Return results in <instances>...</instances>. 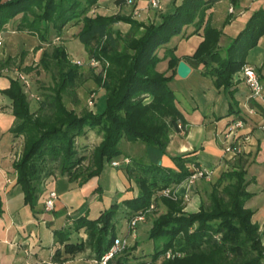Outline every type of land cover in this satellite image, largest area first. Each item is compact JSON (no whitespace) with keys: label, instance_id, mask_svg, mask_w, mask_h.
Here are the masks:
<instances>
[{"label":"trees","instance_id":"trees-1","mask_svg":"<svg viewBox=\"0 0 264 264\" xmlns=\"http://www.w3.org/2000/svg\"><path fill=\"white\" fill-rule=\"evenodd\" d=\"M121 1L127 0H116ZM217 1L182 0L172 11L160 14L159 21L144 23L120 12L103 16L91 14L98 0H0V34L17 17L19 32L36 35L41 42H48L52 36L59 37L70 23H80L78 40L93 57L107 60L109 64L104 78L98 73L93 75L95 83L106 93L100 111L85 109L77 115L64 104L62 94L74 88L80 73L79 66L71 62L61 44L42 52L40 61L44 67L49 66L50 61L59 67L58 82L53 92L44 94L37 111L30 109L28 96L17 80L11 79L9 86L0 90L10 99L11 113L17 120L10 133L24 138L22 153L12 162V168L26 207L36 212L43 182L51 175L65 176L68 182H76L80 187L99 176L114 157L122 155L119 143L123 138L165 153L171 133L185 130L178 100L169 87L181 57L174 54L171 47L161 56L158 51L187 25L194 26L191 35L202 34V41L193 54L183 58L195 67L201 65V74L210 76L215 88L225 91L229 101L226 115L236 113L238 117L233 121H243L244 115L233 98V86L239 82L234 76L246 64L248 51L257 47L264 35V10L253 13L243 30L223 48L219 44L222 27L229 24L234 15L229 12L221 27H214L211 13L207 11ZM230 2L237 6L239 0ZM117 22L129 24L130 35L126 37L113 31L112 25ZM165 59L170 75L157 69ZM251 105L257 106L254 102ZM89 130L100 135L101 140L91 152V164L84 167L82 164L87 157L78 150L76 139L86 136ZM170 159L173 166L134 158L120 165L128 179L136 184L137 196L113 202L100 210L97 217L79 216L70 227L55 231L64 252L72 255L90 247L100 262L113 247L117 237L115 219L121 211L130 220L153 203L155 193L175 189L193 175L190 165H199L190 152L171 155ZM224 181L227 182L223 186ZM250 181L247 170L241 166L224 170L213 184L209 205H200L195 212L185 210L182 198L160 196L165 212L154 218L148 237L161 243L155 247L151 259L129 262L130 251L122 249V253L105 264H155L169 250L181 256L164 258L160 264H264L260 225L252 221L254 212L245 206L253 196V192L247 191ZM80 229L87 233L85 242L69 243L71 233ZM61 256L59 250L53 254L55 264L65 263Z\"/></svg>","mask_w":264,"mask_h":264},{"label":"crops","instance_id":"crops-1","mask_svg":"<svg viewBox=\"0 0 264 264\" xmlns=\"http://www.w3.org/2000/svg\"><path fill=\"white\" fill-rule=\"evenodd\" d=\"M113 2L114 5L109 7L111 12L113 11V13H115L117 11L116 13L129 14L133 18L143 22H151L159 21L160 14L172 11L173 7L179 5L182 0H166L163 2L162 8L156 12L151 11L152 8L147 4L144 6L145 13L141 11V9H138V13H135L134 9L138 6V0H133V6L130 7L127 1L116 2V0H113ZM106 6L108 8L107 4L103 6L98 4L92 10L95 13L97 7L102 9ZM231 6L234 9V17L229 24L222 27L223 34L220 37V45L236 37L238 33L243 30L253 13L259 9L264 10V0H239L237 6H233L230 0H219L215 2L214 6L210 7L207 11L211 13L214 27H221L223 20L229 15V8ZM193 29V25L187 26L181 38L186 37L187 41L194 37L202 40V34L199 32L197 35H191ZM6 32H8L7 29L4 33ZM169 47L171 46L166 44L165 47L161 48L162 50L159 55H162L163 51ZM176 53L175 51V54ZM176 55L180 56L181 60L186 61V59L183 58V56L186 55H178V53ZM246 59V63L255 68L256 72L259 74L260 80L264 83V35L258 40V46L248 51ZM161 62L168 64L167 59ZM186 62L187 65L190 66L191 71L202 70L201 65L195 67L191 65L190 61ZM167 64L162 70L166 73ZM4 87H7V84H2L0 88ZM233 87L235 91L233 98L234 101L238 102L237 108H239L241 114L244 115V125L243 128L236 132V137L233 138L232 142L237 143L239 152L235 159H229L239 163L237 167L241 166L243 169L247 170V179H251L250 185L247 186V191L253 192V196L245 203V206L253 210L252 221L260 225L259 231L263 239L262 243L264 244V131L260 128L264 120V107L258 105L256 101L249 99V87L245 86L242 81L237 82ZM217 93V100L211 98L209 104H207L208 109L205 110V112L198 111V103L193 105L196 109L189 115L190 117L184 110L182 106L183 103L178 100V107L184 117L185 130H182L183 132L177 133L173 131V133H171L170 141L167 145L168 147H166L165 150L166 157L170 159L171 155L190 152V156H195L197 159L196 162L199 164L198 167L212 171L221 170L224 160H227L229 157L223 152L227 140L231 141L229 138L231 136L226 137V134L230 130L229 125L238 115H236V113H234L233 116L226 115L229 103L227 95L222 89H218ZM247 100H251L256 103L257 106L251 105L252 102L248 105ZM220 106L225 109V111L216 114ZM4 109L10 114L11 108ZM4 109H0V113ZM219 117L222 118L217 120ZM1 118L2 116L0 114V126H2ZM208 133L214 134V137L206 139ZM13 139L14 137L12 136V145L14 144ZM243 139L245 141H243ZM141 145L144 149L146 148L145 145ZM201 151L214 155L218 165L206 168L201 162ZM125 157L129 159L133 158L131 156ZM1 160L5 162L7 160V155H2ZM10 162L9 160L8 163L5 162L3 167L0 166V197L2 200V211H0V264H55L56 262L53 261V254L58 250L62 255L61 258H65V263L63 264H97L98 261L95 259L94 253L90 247L86 248L84 251L72 253V255L65 253L63 244L59 242V235H55L54 232L58 229L70 227L73 221L79 216H90L92 213L94 217H97L100 210L110 207L113 202H121L125 199L137 196L138 189L134 181L126 178L121 167H113L117 169L114 181L115 189H112L115 191L114 194H110L109 192L111 191L108 190V192H106L99 184V176L106 170L107 166L112 167L111 165H106L99 176L91 178L81 187L76 182H68V178H65V176L58 174L54 176L51 175L43 182L42 193L38 199L36 212H33L29 207L24 205V194L16 184L17 180L14 170L10 173L13 167L12 165L10 166ZM171 164L172 165H165L173 166L172 162ZM8 168H10V170ZM7 171H9V173H7ZM187 185V180H184L179 186H176L179 197H185L186 194L188 196L190 188L187 187ZM189 185L193 186L194 184L190 183ZM43 186H45V189ZM98 186L100 187L99 189ZM51 190L57 192V198L54 203L55 208L46 210L43 202L48 192ZM187 207L185 204L186 211H192L187 210ZM24 209L29 210L26 213L23 211ZM119 217L127 222L128 227L129 220L124 217L122 211L118 214L117 218ZM146 220L144 222H146ZM43 225L45 228L42 234ZM127 231L124 238L128 235L129 239L132 238V240L137 241V235H135L129 227ZM116 232L119 236L118 233H120V231L117 230ZM86 238L87 233L84 232V230L80 229L77 232L73 231L70 235L69 243L85 242ZM124 240L126 241L127 239Z\"/></svg>","mask_w":264,"mask_h":264},{"label":"rangeland","instance_id":"rangeland-1","mask_svg":"<svg viewBox=\"0 0 264 264\" xmlns=\"http://www.w3.org/2000/svg\"><path fill=\"white\" fill-rule=\"evenodd\" d=\"M164 1L166 0H160L161 6ZM98 4L101 6L107 4L108 8L106 6L103 7L102 10L101 8L97 7V11L94 13L92 10L91 14H100L101 16L117 14V11L113 13V11L111 12L109 9V7L114 5L113 0H98L96 6ZM147 4L148 0H138V6H136V8L134 7L135 13L138 9H141V11L145 13L144 6ZM130 6H133V4L129 5V7ZM151 8V11H157V8ZM18 22V17L15 20L10 21L7 24L8 32L1 33L0 87H2V84H7L8 87L9 81L11 79L17 80L19 83H21V86L23 87L25 93L28 96L30 109L33 111H37L40 101L44 98V96H46L44 94L46 92H53L52 88H56V83L58 82L57 71L59 67H57L52 61L49 62V66L44 67V65L40 61L42 52L44 50H47L49 52L52 50V47L54 45L61 44L62 46L64 45L67 53H69L68 57L70 58L71 62L79 66L78 68L80 73V78L78 79V82H76L74 88L62 94L64 104H66L67 108L75 110L77 115H80V113L85 109L90 110L91 112L100 111L104 106L106 93H104V89L100 88L95 83L93 75L95 73H98L101 74L104 78L106 68L109 66V64L107 60L104 61L103 59H97L93 57L92 54L88 52V50L78 40L79 38H77L76 34L78 30H80L81 24L70 23L68 26L65 27L59 37L52 36L48 42H41V40L36 35L32 36V34H29L27 32H19L16 27ZM117 23L118 24L115 23L112 25L113 31H119L121 34H123V36L126 37L127 35H130L129 24L124 22ZM144 23L147 22L145 21ZM186 28L187 27H184L181 34L175 35L167 43V45L171 46V48L174 49V54L176 51L178 55L183 54L189 56L194 53V51L198 48L197 46L202 41L195 37L189 39L188 41L186 37L181 38V35H184L183 32L184 30H186ZM193 30L191 31V34ZM193 35H197V33ZM119 42L121 46L122 39ZM229 42L230 41H225L224 43H221L220 46L226 48ZM161 50L162 49H160V51L158 52L160 53ZM92 60L99 61V64L97 66L92 65ZM166 64L167 63L165 62H161L157 65V69L159 70V72H161L165 68ZM26 68L31 69L29 71H25ZM168 73L171 74V70L167 69V73L165 72V74L170 75ZM20 75H24V78H20ZM169 87L174 90V94L177 100H180L183 103L182 106L184 110L188 113V116L191 115L192 112L196 109L193 106L196 103H198L197 105H199L198 111L205 112V110L208 109L207 104H209L211 98L217 100L218 89L215 88L212 78L210 76L202 75L201 70L191 71L189 77H181L178 74L175 75V77L170 80ZM4 88H0V90ZM91 96H93V100L92 104H89V99L91 98ZM247 101L248 105L250 102H252L251 100ZM10 104V99H8V97L0 91V109H10ZM223 111H225V109L220 106L219 110L217 111L218 113L216 112V114L223 113ZM0 114L2 116V126H0V166L3 167L5 162L8 163L9 160L11 161V166L12 162L17 160L20 154L22 153L21 151L24 145V138L22 136L14 137L9 131L11 127L17 122V120L13 117L12 113L10 112L9 114L8 111L4 109ZM12 136L14 137L13 145L11 142ZM213 137L214 134L208 133L206 139H211ZM229 138L231 139V137ZM100 140V135H97L95 131L93 132L92 130H89L86 136H81L80 138L76 139V145L78 150H82L81 152H83L87 157L83 161L82 166L87 167L91 164V152L94 151L95 146L100 142ZM243 141L245 140L243 139ZM229 142L230 140H227L226 145H228ZM141 144L144 145V143L142 142L137 141V144H135L134 142L128 141L123 138L119 143V146L122 150V155L114 157L113 160L121 162L125 156H131L134 158V160L138 161L172 165L171 162L173 160L171 161L169 157H166L165 153H162V151H160L158 148H149L145 146L146 148L144 149L143 147H141ZM226 145L224 146V148H226ZM2 155H7V160L5 162L1 160ZM226 155H228L229 157L226 156L228 157V159L224 160V164H222L221 170L212 171L208 179L202 177L196 180L193 186L189 185L190 183L187 181V187L190 188H187L189 189L188 196L186 194V197H179L177 192L175 194L171 193L170 195L164 196L162 190L155 193L152 201L154 202V208L152 212L148 213L149 218H146V222H140V224H138L134 230L131 229L135 233V235H137L138 242L132 240V238L129 239L128 235L124 238V236L128 232L127 222L124 219H121L120 217V219H115L116 231H120V233H118L119 236L117 235V237L121 240L127 239L126 241L124 240L126 246L122 249L125 251H130L129 255L131 256L129 257V262H138V260H150V256L154 252L155 247H157L161 243L160 240L153 241L148 237V232H150L149 229L152 226V221L154 220V218L157 217V215L162 213L163 211L165 212V207L162 204L163 202H161L159 199L160 196H164V198L169 197L172 199L182 198V200L186 204V207L188 206L187 210L195 211L200 205L208 206L211 201L209 195L212 190L213 184L217 182L221 173L224 170L239 166V163H237L236 161L233 162V160H231L232 158L229 154ZM200 158L202 159L201 162L206 166V168L218 165V162L215 161L216 158H214V155H211L207 152L204 153L203 151H201ZM8 169L10 170V168ZM11 171H13V168H11L10 173ZM116 172V168L107 166L106 170H104V172L99 176V184L101 185L103 190H106V192H108V190L111 191L109 192L110 194H114L115 191L112 189H115L114 181L116 177ZM7 173H9V171H7ZM123 174L126 176V178H128V175H126L125 172H123ZM226 182L227 181H224L222 185L224 186ZM43 188L45 189V186H43ZM170 189L173 192L177 191V187L175 189ZM28 210L24 209L23 211L27 213ZM90 217H94V215L91 213ZM44 228L45 227L43 225L42 234L44 233ZM120 252L121 251H119L118 253ZM175 254L177 256H181L179 252H176ZM175 254L173 253V256ZM162 259L164 258L159 257L155 264H160Z\"/></svg>","mask_w":264,"mask_h":264},{"label":"built area","instance_id":"built-area-1","mask_svg":"<svg viewBox=\"0 0 264 264\" xmlns=\"http://www.w3.org/2000/svg\"><path fill=\"white\" fill-rule=\"evenodd\" d=\"M127 4L131 5L133 4V0H127ZM148 5L153 7V8H157V10H159L161 7L160 4V0H148ZM229 12H234L233 7L231 6L229 8ZM0 41H1V34H0ZM99 61L97 60H92V65H98ZM238 75L234 76L235 80H239L242 81L245 86L249 87V98L251 100H254L258 103V105H261L262 107H264V83L260 80V77L258 76V72H256L255 68L249 64H245L244 66H242L241 70L238 72ZM20 78H24V75H20ZM92 100H93V96H91V98L89 99V104H92ZM243 121L241 119H237L235 121H233L230 125H229V131L226 134V137L231 136V141L229 142L228 145H226V148L223 149V152L225 154H229L231 158L235 159V156L237 155V153L239 152V147L237 146V143L233 142V138L236 137V132L239 131L241 128H243ZM178 127H181V124H178ZM260 128H262L261 130L264 131V120L261 123ZM129 159L128 158H123V160L120 161H111L110 165L112 167H119L120 165L123 166L124 164L129 163ZM190 168L192 170L193 175H190L186 180L191 183L194 184V182L202 177H204L205 179H208L210 173H212V170L209 169H205L202 167H191ZM162 192L164 193V196L170 195L171 193L175 194L177 191H171L170 188L166 189V190H162ZM186 197V196H185ZM57 198V192L55 191H49L47 196L44 199V208L46 210H52L55 208L54 203H55V199ZM154 208V202L152 204L149 205V207L145 210H141L138 213H135L132 218H130L129 222H128V227L132 230H134L136 228V226L138 224H140V222H143L146 220V218L148 217L147 214L149 212H152ZM113 247L110 248V250L103 255V257L101 258L100 262H97V264H105L106 261H108V259H112L114 257V255H116L119 251H121V249L123 247H125V242L124 240H121L120 238L116 237L113 241ZM173 256V253L171 250L165 252L163 254L164 258H171ZM145 264H150V262H147Z\"/></svg>","mask_w":264,"mask_h":264},{"label":"water","instance_id":"water-1","mask_svg":"<svg viewBox=\"0 0 264 264\" xmlns=\"http://www.w3.org/2000/svg\"><path fill=\"white\" fill-rule=\"evenodd\" d=\"M190 71L191 68L187 65V62L180 60L176 67V73L181 77H189Z\"/></svg>","mask_w":264,"mask_h":264}]
</instances>
